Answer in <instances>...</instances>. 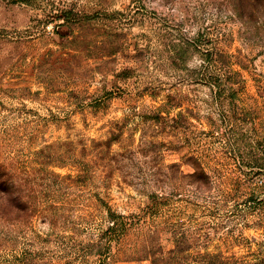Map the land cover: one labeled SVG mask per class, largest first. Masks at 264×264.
Masks as SVG:
<instances>
[{"label":"rangeland","instance_id":"obj_1","mask_svg":"<svg viewBox=\"0 0 264 264\" xmlns=\"http://www.w3.org/2000/svg\"><path fill=\"white\" fill-rule=\"evenodd\" d=\"M0 170V264H264V0H0Z\"/></svg>","mask_w":264,"mask_h":264},{"label":"trees","instance_id":"obj_2","mask_svg":"<svg viewBox=\"0 0 264 264\" xmlns=\"http://www.w3.org/2000/svg\"><path fill=\"white\" fill-rule=\"evenodd\" d=\"M66 19V17H65ZM68 21V20H66ZM6 176L5 170H0V177ZM20 189V187H15L13 184L8 183V179L5 182L0 183V193H3L4 195H8L9 197L13 194H15L16 200L22 201V194L20 192H16L15 189ZM167 201L163 198L162 194L157 195V193H153L149 195V202L145 206V208L142 210L143 215H136V214H116L110 210V208H107V213L110 218V224L107 226V228L103 231V237L104 242L99 243L98 246L95 245V247L98 248L99 253L104 252L105 259L108 261L113 258L114 251L111 249L116 246L117 252L120 249L121 242L124 240V238L127 236V234L131 231L135 230H143L144 228H147L148 226L144 225L143 222H141V219L146 214L153 215L158 214V211L160 210L161 205H166ZM149 231V230H148ZM94 246V245H93ZM207 264H214V263H207ZM219 264H223L222 261ZM225 264V263H224Z\"/></svg>","mask_w":264,"mask_h":264}]
</instances>
